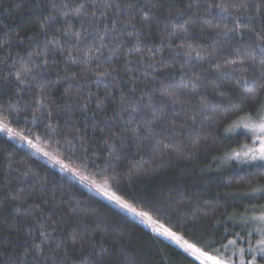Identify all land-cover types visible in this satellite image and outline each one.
<instances>
[{
  "label": "trees",
  "instance_id": "16d2710c",
  "mask_svg": "<svg viewBox=\"0 0 264 264\" xmlns=\"http://www.w3.org/2000/svg\"><path fill=\"white\" fill-rule=\"evenodd\" d=\"M261 49L264 0H0V116L229 250L264 207V164L226 162L247 142L228 129L264 108ZM0 264L199 263L0 134Z\"/></svg>",
  "mask_w": 264,
  "mask_h": 264
},
{
  "label": "rangeland",
  "instance_id": "374dc122",
  "mask_svg": "<svg viewBox=\"0 0 264 264\" xmlns=\"http://www.w3.org/2000/svg\"><path fill=\"white\" fill-rule=\"evenodd\" d=\"M262 116H264V108L262 109V112L260 115H257L255 117L251 116V117L242 118V119L236 121L228 129V131H227L228 137L234 138V137H237L240 135L246 136L247 142L245 143V141H244V144H242L241 151H240L241 154L239 156H237L236 154H233L232 156L227 155L228 157L226 156L227 157L226 162H228V163L230 161L238 162V163H241L243 166H251L254 164H258V165L264 164V161H261L259 159L253 160V159H251L250 156L244 155L245 152H248L249 149H251L253 147H255L257 149L259 148V141L257 140L256 134H253L252 132L248 131L247 129H245L243 127H236V125L242 124L244 122H253V123L258 122L259 118ZM0 125H4L8 128L13 129L14 132L18 133L19 135L13 139V138H10L6 133H0V134L5 136L6 138H8L10 141L14 142L15 144H17L21 148L27 149L33 155L37 156L43 162L47 163L51 167L55 168L56 170L60 171L64 175H66L68 178L75 181L81 187L87 189L88 191L94 193L98 197L102 198L103 200H105L106 202L111 204L109 201L104 199L102 196L98 195L95 192V190L90 186V184L83 183L80 181L79 176H86L83 172H81L80 170H77L76 168L64 163L54 152L45 150L41 146V144L39 143V140L29 139L22 132L14 129L10 125L9 121L6 120L5 118L1 117V116H0ZM20 137H26L27 139L24 140V139H21ZM27 140H31L33 144L37 145V148H32L31 146H29L27 144ZM45 153H47V155H45ZM234 153H236V152H234ZM56 161H60L61 163H56ZM61 165H64L66 167H62ZM69 169H71L73 171L70 172ZM75 173H78L79 175H75ZM89 180H92V179L89 178ZM96 183H98V182H96ZM98 184H103V183H98ZM262 199L264 200V198H262ZM111 205L114 206L119 211H121L122 213L129 216L131 219H133L134 221H136L140 225H143L146 228H148L149 230H151V228L147 227L144 223L141 222L140 218L133 217L132 215L123 212L122 210L117 208L114 204H111ZM262 206H264V204ZM262 214H264V207L263 208L261 207L259 213L254 212L253 214H249V217L244 219V221H246L247 224L250 223L249 228H250L251 234L249 236H247V239H244L243 237L239 238L237 241L235 239L228 246L229 250H223L221 252H215L212 255L222 256L225 260H230L231 264H241L242 260H243V264H249V261H251L253 255H256V259L258 261V264H264V257H261L260 255L256 254L254 251L258 245V241L262 238L260 230L264 229V222H261L258 219H254V218L260 217ZM153 233H155V232H153ZM157 236L160 237L161 239H163L164 241H166L167 243L173 245L174 247L180 249L184 254L191 257L193 260H195L193 256H191L188 252H185L184 249L179 247L172 240H169V239H167L163 236H160V235H157ZM249 249H253V251H250ZM241 250H243V251H241ZM196 262L199 263L198 261H196Z\"/></svg>",
  "mask_w": 264,
  "mask_h": 264
},
{
  "label": "snow or ice",
  "instance_id": "6c2138e0",
  "mask_svg": "<svg viewBox=\"0 0 264 264\" xmlns=\"http://www.w3.org/2000/svg\"><path fill=\"white\" fill-rule=\"evenodd\" d=\"M65 7L67 6L65 5ZM80 7H83V5H81ZM52 43L55 44V41H53ZM261 51H264V49H261ZM232 63L236 62L232 61ZM29 71L30 69H25V74ZM17 79H22L21 74H17ZM243 82L247 83L246 80ZM236 127H243L253 134H256L257 140L259 141L258 149L253 147L249 149L248 152H245L244 155L250 156L253 160L259 159L261 161H264V116L260 117L258 122H244L242 124L236 125ZM0 133H6L10 138L13 139L19 135L18 133L14 132L13 129L8 128L4 125H0ZM20 138L24 140L27 139L26 137ZM27 144L32 148H37V145L33 144L31 140H27ZM45 155H47V153H45ZM236 155L239 156L240 154L237 153ZM56 163L61 162L56 161ZM61 166L66 167L64 165ZM69 171L72 172L73 170L69 169ZM75 175L79 174L75 173ZM79 179L83 183L90 184V186L98 195L102 196L111 204H114L123 212L130 214L133 217L140 218L141 222L144 223L147 227L151 228V230L157 235L163 236L175 242L179 247L184 249L185 252H188L191 256H193L194 259L199 262V264H231L230 260H225L222 256L212 255L208 251L197 247L196 244L189 243V241L185 240L183 236L178 235L176 232L172 231L171 228H167L157 220H154L149 212L138 210L137 207H135L132 203H129L128 200L122 198L121 195H118L117 190H113V188L108 184L107 181H105V183L103 184H98L94 180H89V177L86 176H79ZM260 191L264 192V189H261ZM254 219H258L259 221L264 222V214ZM260 231L262 238L258 241V245L254 251L256 254L264 257V229H261ZM41 235H44V233H41ZM249 250L253 251V249ZM241 264H243V260L241 261ZM249 264H258L256 255H253L251 261H249Z\"/></svg>",
  "mask_w": 264,
  "mask_h": 264
}]
</instances>
